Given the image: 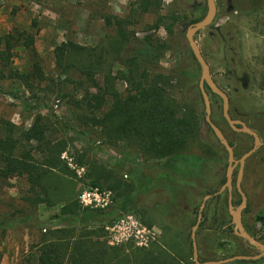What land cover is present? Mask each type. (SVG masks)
I'll return each mask as SVG.
<instances>
[{
    "label": "rangeland",
    "instance_id": "rangeland-1",
    "mask_svg": "<svg viewBox=\"0 0 264 264\" xmlns=\"http://www.w3.org/2000/svg\"><path fill=\"white\" fill-rule=\"evenodd\" d=\"M140 1L0 0V36H14L10 64L7 67L0 65V137L11 135L21 140L35 118L41 117L46 127L45 137L50 143L66 138L70 144L61 153L60 159L73 173L72 177L67 176L64 184L72 181L74 187L65 186L62 190L73 191L77 197L84 188L92 187L89 165L78 162L83 156L84 161L95 163L97 170L108 177L107 181L100 180L95 187L112 192L110 207L120 204L122 196H132L133 202L128 205L130 213L146 226L155 228L156 241L147 249L158 246L181 263L194 264L189 243L190 223L195 220V215H189V211L182 212L185 207L181 205L179 209L169 208L167 190L161 184L163 181L159 180L160 164L147 160L138 149L126 142L111 145L99 127L85 121L84 117L102 118L108 104L95 111L88 109L82 102L84 91L97 90L91 88L76 70L62 74L55 62L54 49L62 42L95 47L104 41L106 34L114 35L106 28L103 18L118 17L125 21L129 39L150 37V54L155 52L158 43L167 42L174 48L156 52L160 55L159 69L166 76L173 70L178 75L169 83V94L180 103L189 102L199 118L202 138L211 139L204 122L203 102L199 101L196 92L201 70L185 38L188 26L178 25L174 36L165 30L168 24L166 17L173 10H183L181 15L187 13L203 17L206 13L205 0H162L159 10L146 13L139 9ZM215 2L217 13L212 24L198 32L194 39L210 67L213 80L229 98L231 117L243 119L263 130L264 1L257 4L249 0ZM158 19H162L164 24L155 28ZM20 32L34 36L33 51L24 47ZM3 47L0 46L1 49ZM34 63L41 68V78L33 70ZM180 67L184 71L179 72L177 69ZM125 70L119 62L111 64V75L116 77L114 88L120 94L128 89L125 80L119 77V73ZM13 73L28 75L27 82L10 78ZM96 79L101 84L103 75L98 74ZM206 91L211 103V120L229 144H235L234 157L239 159L252 147V140L228 127L222 116L221 99ZM257 114H260V119H256ZM194 146L191 150H195ZM23 148L33 150L34 159L41 160L36 143L21 140L20 151ZM64 154L72 159L77 168L83 169L81 178L62 158ZM213 171L219 175L225 170L215 168ZM237 173L238 166L232 174V203L235 208L240 199L234 187ZM215 181V189H219ZM241 189L247 197V206L242 211L243 228L264 243V229L254 220L257 215L264 216V146L245 161ZM218 195H221L219 200L214 199L206 207L208 199L202 210L203 221L206 207V221L196 232L199 262L218 261L235 255H256L258 252L251 245L228 228L232 225L229 224L230 215L226 207L227 191ZM31 197L24 179L0 177V264H22L27 256L36 260L38 246L49 236L48 233L61 228H79L76 222L63 221L58 214L59 204H35ZM131 247L128 245L125 248L130 253L135 252ZM226 264L249 263L234 261ZM256 264H264V257Z\"/></svg>",
    "mask_w": 264,
    "mask_h": 264
},
{
    "label": "trees",
    "instance_id": "trees-1",
    "mask_svg": "<svg viewBox=\"0 0 264 264\" xmlns=\"http://www.w3.org/2000/svg\"><path fill=\"white\" fill-rule=\"evenodd\" d=\"M263 1L249 0L253 4ZM161 5L162 0H141L139 9L146 13L159 10ZM180 11L183 10H173L166 17L168 24L165 25V30L169 35L174 36L178 25L189 26L203 18L195 14L194 17L187 13L181 15ZM103 21L114 35L106 34L104 41L95 47H86L71 41L62 42L54 49L56 65L64 75L76 70L89 82L91 88L97 90L84 91L82 102L88 109L95 111L108 104V110L102 118L84 117L85 121L99 127L111 145L126 142L138 149L147 160L160 164L162 171L159 180L163 181L161 184L167 190L168 206L179 209L181 205L185 207L182 212L189 211V215H195V220L190 223L192 228L197 221L201 201L206 195L216 193L225 182L224 173L215 175L213 169L225 170L227 153L220 144L215 146L212 143L217 139L207 124L212 138H202L199 118L187 100L180 103L171 98L169 83L177 74L173 70L166 76L159 69L160 55L156 52L174 48L167 42L158 43L155 52L150 54V37L142 40L129 39L125 21L114 16H105ZM162 24V19H158L154 27L158 28ZM19 35L24 40V47L33 51L34 36L26 32H20ZM13 39V34L0 36V46H4L0 48V65L5 67L9 66L12 58ZM113 62L121 63L126 69L119 73V77L128 85L124 94L118 93L114 88L116 77L111 75ZM33 70L38 78L42 77L38 63H34ZM177 70L182 72L184 68ZM98 74L103 75L101 84L96 79ZM10 78L26 83L28 75L13 73ZM196 92L202 102L198 87ZM45 133L46 127L38 116L21 139L26 143L37 144L41 153L39 161L34 159L33 150L23 148L20 151L21 140L11 135L0 137V177L24 179L35 204H59L58 214L63 221L76 222L79 228L51 231L38 246L36 260L27 256L22 264H183L158 246L151 249L131 247L135 251H131L132 256L128 248L109 247L105 239V225L123 214L130 213L131 208L128 205L134 198L129 195L122 196L120 204L107 209L81 207L73 191L62 190L65 186L74 187L69 180L68 185L64 184L67 176L72 177L73 173L60 159L61 153L70 144L66 138L50 143ZM192 145H195V150H191ZM78 162L80 165H89L92 187L98 186L100 180H108L103 171L97 170L95 163L84 161L83 156ZM215 180L219 189H215ZM220 198L221 195L212 197L206 202V207L214 199ZM206 207L199 228L206 221ZM254 220L264 229V216L257 215ZM228 228L232 233V227ZM189 244L191 248V241ZM260 260L242 262L256 264Z\"/></svg>",
    "mask_w": 264,
    "mask_h": 264
},
{
    "label": "water",
    "instance_id": "water-1",
    "mask_svg": "<svg viewBox=\"0 0 264 264\" xmlns=\"http://www.w3.org/2000/svg\"><path fill=\"white\" fill-rule=\"evenodd\" d=\"M206 2V13L202 19L197 21L194 24H191L187 27L185 32V38L187 44L191 50V53L196 60V63L200 67L201 73L198 83V89L202 98L203 106H204V120L208 127L213 132L214 136L218 140L219 144L225 149L227 153V169L225 173V183L221 186L218 192L215 195L221 194L223 191H227L228 201L227 208L228 213L231 217L232 225V233L247 242L251 245L258 253L256 255H235L226 259L218 260V261H205L199 262L198 260V250H197V242H196V232L199 228V225L202 221V210L205 205V202L212 197V195H206L202 201L201 207L198 212L197 221L195 225L191 228V247H192V259L194 264H226L234 261H256L264 257V243L253 238L244 228L242 224V211L247 206V197L245 193L241 189V181L243 177V168L245 161L256 152L258 147L260 146V141L257 134L250 130L244 122L235 121L230 118L228 109H229V99L225 92H223L215 83L212 78L210 67L207 64L205 58L203 57L194 37L195 35L203 29L209 27L217 13L216 2L215 0H205ZM208 90L211 94L216 95L222 101V116L224 120L228 123V125L234 131L241 132L244 134H248L254 139V146L249 151L244 153L239 159H235L233 147L230 146L229 142L225 138L222 131L217 127L211 120V103L209 99V95L207 93ZM240 126V127H236ZM238 166V173L235 181V189L241 197V203L237 208L233 206L232 203V189H233V170ZM213 195V196H215Z\"/></svg>",
    "mask_w": 264,
    "mask_h": 264
},
{
    "label": "built area",
    "instance_id": "built-area-1",
    "mask_svg": "<svg viewBox=\"0 0 264 264\" xmlns=\"http://www.w3.org/2000/svg\"><path fill=\"white\" fill-rule=\"evenodd\" d=\"M67 165L75 170L79 178L83 172L77 168L71 158L66 154L63 157ZM112 192L99 187H86L77 196L79 204L88 209H107L112 204ZM105 239L110 247H126L147 249L155 241L157 232L155 228L146 226L137 216L131 213L123 214L112 223L105 225Z\"/></svg>",
    "mask_w": 264,
    "mask_h": 264
},
{
    "label": "flooded vegetation",
    "instance_id": "flooded-vegetation-1",
    "mask_svg": "<svg viewBox=\"0 0 264 264\" xmlns=\"http://www.w3.org/2000/svg\"><path fill=\"white\" fill-rule=\"evenodd\" d=\"M229 99V98H228ZM229 107H230V101H229ZM228 112H229V109H228ZM229 115H230V118L232 119V120H235V121H241V122H244L246 125H247V127L250 129V130H252V131H254L256 134H257V136H258V138H259V141H260V146L258 147V149L256 150V152L254 153V154H252L251 156H254V155H256V153H258L259 152V150L264 146V129L263 130H261V129H258V128H256L255 126H254V124H253V126H251L250 124H248L245 120H243V119H241V120H239V119H233L232 117H231V113H229ZM256 119H260V114H257L256 116ZM224 119V118H223ZM255 119V120H256ZM225 121V120H224ZM226 122V121H225ZM227 123V122H226ZM227 125H228V123H227ZM228 127L231 129V127L228 125ZM237 128L238 127H240V126H236ZM233 132H235V133H238V134H241L242 136H244V137H246V138H250L251 140H252V147L251 148H253V146H254V139H253V137L252 136H250V135H248V134H244V133H241V132H237V131H234L233 129H231ZM213 133V132H212ZM211 133V134H212ZM212 135H214V134H212ZM215 137V136H214ZM216 138V137H215ZM215 146H217L218 144H219V142H218V140H214L213 142H212ZM231 147H233V152H234V146H235V144H231L230 145ZM251 148H249L248 150H246L244 153H246L247 151H249ZM243 153V154H244ZM242 154V155H243ZM241 155V156H242ZM240 156V157H241ZM250 156V157H251ZM239 157V158H240ZM249 157V158H250ZM227 160V159H226ZM227 162V161H226ZM227 165H228V162H227V164H226V167H225V171H224V176H225V173H226V169H227ZM236 181V180H235ZM225 183V182H224ZM234 187H235V183H234ZM221 188V187H220ZM218 192V191H217ZM216 192V193H217ZM216 193H214V194H211L212 195V197H214L213 195H215ZM238 193V192H237ZM228 195V194H227ZM216 196V195H215ZM211 197V198H212ZM210 198V199H211ZM227 201H228V198H227ZM240 203H241V199H240ZM229 224H231V217H230V223Z\"/></svg>",
    "mask_w": 264,
    "mask_h": 264
}]
</instances>
